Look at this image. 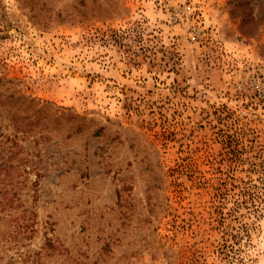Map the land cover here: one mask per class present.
Returning <instances> with one entry per match:
<instances>
[{
    "label": "rangeland",
    "instance_id": "obj_1",
    "mask_svg": "<svg viewBox=\"0 0 264 264\" xmlns=\"http://www.w3.org/2000/svg\"><path fill=\"white\" fill-rule=\"evenodd\" d=\"M0 264H264V0H0Z\"/></svg>",
    "mask_w": 264,
    "mask_h": 264
}]
</instances>
